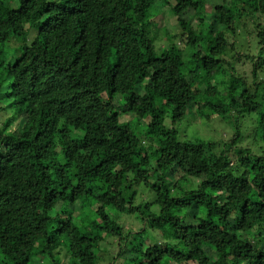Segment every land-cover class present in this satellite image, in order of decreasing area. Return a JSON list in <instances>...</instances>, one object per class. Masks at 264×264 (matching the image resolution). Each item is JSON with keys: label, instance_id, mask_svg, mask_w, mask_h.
<instances>
[{"label": "clouds", "instance_id": "obj_1", "mask_svg": "<svg viewBox=\"0 0 264 264\" xmlns=\"http://www.w3.org/2000/svg\"><path fill=\"white\" fill-rule=\"evenodd\" d=\"M125 26L137 42L117 43L121 66L97 84L104 143L94 126L88 141L85 130L48 137V175L67 164L66 178L21 181L24 194L73 191L0 227V264H156L164 249L167 264H236L246 243L264 255V0H153ZM30 127L0 124V136Z\"/></svg>", "mask_w": 264, "mask_h": 264}, {"label": "trees", "instance_id": "obj_2", "mask_svg": "<svg viewBox=\"0 0 264 264\" xmlns=\"http://www.w3.org/2000/svg\"><path fill=\"white\" fill-rule=\"evenodd\" d=\"M152 6L153 0H0V124L6 130L13 125L29 127L31 122L21 138L0 136V227L5 233L12 218L25 216L30 206L54 210L57 197L53 194L62 196L73 191L69 181L59 188L46 186L43 195L30 196L24 194L26 188L20 182L24 181L27 188H38L44 180L55 184L57 178H66L69 165L58 167L52 177L48 175L50 165L45 163L46 153L53 148L48 137L57 128L64 133L94 126L99 135L92 141L97 146L104 143L103 126L97 123L95 112L103 115L109 104L100 101L97 84L110 73L114 79L113 69L121 66L117 43L127 52V38L137 42L136 33L125 26L126 21L144 16ZM148 62L150 59H145ZM115 92V88L108 89L109 102ZM117 116L113 112L111 119ZM65 117L68 126L62 127L60 121ZM127 128L125 125V131ZM84 138L88 141L86 130ZM41 141L39 149H34L33 145ZM65 155L71 159L72 153L66 149ZM25 159L27 164L23 163ZM102 163H96L93 170ZM30 171L32 175L25 181ZM32 176L40 179L33 182ZM258 187L264 189V181ZM252 203L259 211L262 202ZM89 212L90 208L84 206V217ZM20 223L23 226L24 221ZM243 247L245 251L236 253V264L244 257H252V264H264V255L253 252L247 243ZM172 251L164 249L152 259L156 264H167Z\"/></svg>", "mask_w": 264, "mask_h": 264}, {"label": "rangeland", "instance_id": "obj_3", "mask_svg": "<svg viewBox=\"0 0 264 264\" xmlns=\"http://www.w3.org/2000/svg\"><path fill=\"white\" fill-rule=\"evenodd\" d=\"M0 118H2L1 115H0ZM0 123H1V122H0Z\"/></svg>", "mask_w": 264, "mask_h": 264}]
</instances>
